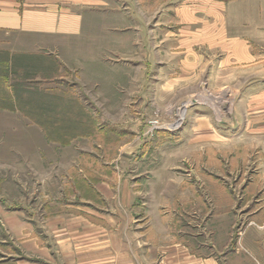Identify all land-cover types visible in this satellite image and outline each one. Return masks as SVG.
<instances>
[{
  "label": "rangeland",
  "instance_id": "1",
  "mask_svg": "<svg viewBox=\"0 0 264 264\" xmlns=\"http://www.w3.org/2000/svg\"><path fill=\"white\" fill-rule=\"evenodd\" d=\"M234 1L242 0H118L116 7L129 15L97 20L99 31L86 32L80 47L64 49L63 64L45 60L28 80L17 71L1 78L0 92L32 84L30 91L41 97L20 104L29 113L26 129L2 128L0 134L41 136L44 153L59 159L57 171L44 172L48 198L103 212L108 247H115L110 233L121 225L128 237L122 252L133 247L139 264H189L193 258L258 264L250 252L264 251V129L256 125L251 134L245 127L259 119L253 107L264 105V97L252 93L264 84L243 95L248 81L242 66L226 72L218 56L196 46L200 34H211L208 25H232L226 12ZM209 4L217 5L218 20ZM190 23L203 31L182 32ZM120 25L129 30H117ZM197 52L203 59L195 60ZM10 117L4 118H21ZM1 158V195L18 203L24 189L28 203L40 196L35 183L41 175ZM131 232L139 233V246ZM113 257L108 254V264Z\"/></svg>",
  "mask_w": 264,
  "mask_h": 264
},
{
  "label": "crops",
  "instance_id": "2",
  "mask_svg": "<svg viewBox=\"0 0 264 264\" xmlns=\"http://www.w3.org/2000/svg\"><path fill=\"white\" fill-rule=\"evenodd\" d=\"M117 1L0 0V56L3 66L9 72L12 68L15 69L14 63L19 65L21 59L29 60L28 57L34 58L30 60H38L39 64L42 60L63 64L64 49L80 47L82 40L84 41L81 38L86 32L99 31L100 23L96 24L97 20L102 18L105 21L108 14L129 15L128 8L116 7ZM232 4L236 7L229 8L226 12L232 25L227 24L225 29L219 23L208 25L205 31L211 34L206 39L200 34L202 40L196 41V46L204 51L209 50L211 57L218 56L217 59L225 65L226 72L234 73L241 65L243 79L248 81L243 84V95H250L251 90L256 89L255 85L264 84V0H242ZM209 6L210 15L218 20L220 13L217 5ZM189 14L192 15L191 12ZM105 24L103 22V30L106 31ZM132 27L131 23V30ZM117 28L120 31L129 30L127 25ZM180 28L182 32L203 31V25L196 23L182 25ZM193 45L195 46V42ZM198 59L203 58L197 52L195 60ZM15 70L22 72L20 68ZM248 90L250 91L247 92ZM252 95L264 97V89L255 91ZM253 108L258 112L259 119L249 120L245 126L251 134H255L256 125H259V129H264V105L259 104ZM14 109L12 111L0 108V117L21 116L13 121L5 118L0 120V130L14 128L17 132V128H27V117L17 107L14 106ZM3 133L0 134V158L2 156V160L15 161L19 163L20 169H26L25 173L36 178L41 175L42 178L40 177L39 183L38 179L35 183L36 193L40 196L30 201L31 203L24 198L27 191H22V186L17 190L25 192L20 202L23 205L0 194V263L11 261L14 264H73L77 259L80 264H108L109 254L114 256L109 264H139V256L136 250L133 251V247H126L122 252V240H127L128 237L123 239L126 231H122L121 225L110 233L115 236V247H108V219L103 212L91 210L89 203H57L56 200L48 198L49 194L44 189L49 175L44 172L47 169L57 171L59 159L53 152L44 153V139L41 136L34 138L28 135L10 136L5 131ZM260 135L264 136V131ZM211 139L216 140L213 135ZM11 145L15 147L11 148ZM50 180L52 185L53 179ZM76 210L78 215H72ZM138 236V232H131L129 237L130 240H135V246H139ZM116 244L119 246L116 247ZM131 244L133 245L130 242L129 247ZM180 250L184 257L182 262H186V249ZM250 257L255 260L258 257V264H264V251L258 255L250 252ZM193 259L189 264H202L197 262L198 259ZM164 261L162 255L161 263Z\"/></svg>",
  "mask_w": 264,
  "mask_h": 264
},
{
  "label": "trees",
  "instance_id": "3",
  "mask_svg": "<svg viewBox=\"0 0 264 264\" xmlns=\"http://www.w3.org/2000/svg\"><path fill=\"white\" fill-rule=\"evenodd\" d=\"M221 1H229V0H221ZM34 59L33 57H28L29 60H20V64L17 65V63H14V68H20L21 71L23 72V79H30V75H34V71L36 69H39L42 67L41 64H39L38 60L34 61V60H30ZM3 59L0 58V85L3 84L1 78H3L4 76H8V74H14L16 73L15 69H11V71H7L6 67L3 66ZM15 61V60H14ZM44 61L42 60L41 63H43ZM32 86V84H13L11 86V92L10 94H8L7 92L1 91L0 92V108L1 109H6V110H12L14 111V106H12L11 104H17L19 105V107H17L20 112L26 116L29 117V113H27L26 111L22 110V107L20 104H35L37 102V97H41L39 96L38 93H36L35 91L32 92L30 91V87ZM24 95H26L27 98H24ZM13 99V100H12ZM33 112H36L33 110ZM40 123V122H38ZM41 125V123H40ZM3 263L0 264H13L11 261H2Z\"/></svg>",
  "mask_w": 264,
  "mask_h": 264
},
{
  "label": "bare ground",
  "instance_id": "4",
  "mask_svg": "<svg viewBox=\"0 0 264 264\" xmlns=\"http://www.w3.org/2000/svg\"><path fill=\"white\" fill-rule=\"evenodd\" d=\"M183 116H184V111H181L180 113H179V121L178 122H180L182 119H183Z\"/></svg>",
  "mask_w": 264,
  "mask_h": 264
}]
</instances>
